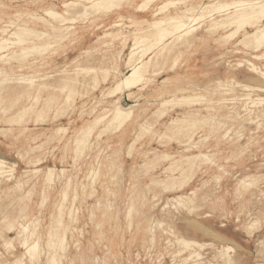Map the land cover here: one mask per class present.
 <instances>
[{
  "label": "rangeland",
  "instance_id": "1",
  "mask_svg": "<svg viewBox=\"0 0 264 264\" xmlns=\"http://www.w3.org/2000/svg\"><path fill=\"white\" fill-rule=\"evenodd\" d=\"M69 1L0 0V37L14 40L19 27L39 32L0 61V160L8 171L0 178V264H32L23 240L37 244L33 264L53 255L62 264H71L65 255L72 264H264V45L245 40L264 18L228 37L235 26L213 25L226 14L208 17L231 0H123L118 10L89 14L63 7ZM202 14L191 34L152 55L146 89L108 94L129 73L136 38L146 40L138 48L155 42L143 20ZM34 45L47 49L20 60ZM182 96L200 100L161 105ZM128 103L138 104L135 118L114 133L110 115ZM103 116L79 146L84 127ZM200 152L210 160L191 172L185 157ZM65 228L66 253L48 246Z\"/></svg>",
  "mask_w": 264,
  "mask_h": 264
},
{
  "label": "bare ground",
  "instance_id": "2",
  "mask_svg": "<svg viewBox=\"0 0 264 264\" xmlns=\"http://www.w3.org/2000/svg\"><path fill=\"white\" fill-rule=\"evenodd\" d=\"M85 1H92V4L85 5V4H83ZM122 1L123 0H74V1L64 2L63 7H65V8L77 7V9H79L77 12H79L80 14H89V12L93 9H102V8L107 12H112L114 10H118L119 8H121V2ZM152 1H154V0H144V5H149ZM170 4H174V3L173 2L166 3L165 6L161 7V9H164L165 7H167ZM213 6H215V7L210 12V14H209L210 16L208 18H213L215 16L214 13H217V14L225 13L226 14L225 16H227L226 18H223L219 21H214V24H213L214 26H220V27L221 26H223V27L235 26V30H233L229 35H227L228 37H234L235 35L240 33L248 25H250L252 27L257 26V24H259V22L264 18V0H231L230 2L222 3L219 5H213ZM204 8H206V7H204ZM46 13L51 18L58 19V21H60L61 23H66V22L72 21V19L64 17V15L60 14L59 12H57L55 10H48ZM206 17L207 16H205V14L198 15L196 17H188V16L178 15L176 17H171L168 20L157 19V20H154L152 22H149L147 20H143V22H146L149 25V28L144 30V32L156 30L157 34L155 35V42L153 41L150 45L143 46V48H141V47L138 48L139 44L141 43V45H142V43L146 42V40L142 41L139 38H136V44L134 45V47L131 51L129 60L127 62L128 66L130 68V71L127 75H124V77L116 83V85L110 90V92L108 94L111 96H115L117 94L129 92L132 95V94H137L136 90H134L135 87H137V89H139V90L140 89H146L148 86H146L147 83H145V82L149 81V79L146 78V72L148 70L150 61L153 57L152 55L154 53H157L156 51L158 48L162 47L161 49L163 50L165 47L169 46L172 43L171 39L175 38V40H181V39L185 38L186 36H188L189 34H191L196 29L194 24L196 22L202 20V19H205ZM123 18H124V16L121 15L120 19H123ZM222 20L223 21L225 20V21L221 22ZM120 24L121 23H117L116 25L119 26ZM0 32L5 34L6 30L0 28ZM34 35H39V32L33 31L32 29L27 28V27H19L17 32H15L11 35V37H14L13 38L14 40L5 39L4 37H0V61L9 60V59L6 60V58H8L9 55L3 54V53H5V51L11 49L15 45H17V46L25 45L27 42H29L31 40V37H33ZM109 35H111V33L106 34L105 37L109 36ZM250 38L253 39V44L255 45V48L257 50H259L260 47L264 45V27L258 26L253 33L247 32L245 34V40L250 39ZM46 49H47L46 46L39 47L37 45H34L33 47H29L26 49L22 48L21 52H20V60L27 58L32 53H38L39 51L44 52V51H46ZM262 55L264 56V54H262ZM262 55L257 56V58L262 57ZM250 66L252 67V69L254 71L259 72L258 69L254 65H250ZM78 71H79V69H78ZM85 73H86V71H85ZM260 75L264 77V72H260ZM23 80H24V82H22V83L28 82L31 85L34 82V80L29 79V78H26V79L23 78ZM253 81H257V80H252L251 82H253ZM3 83L4 82H2L0 84H3ZM251 84H253V83H251ZM263 84H264V82H263ZM236 87H238V86H236ZM241 87H242V85H241ZM260 87H262V86H260ZM244 88L248 89L249 87L245 86ZM250 88L252 89V87H250ZM250 88L248 90H251ZM254 89L255 88H253V90ZM257 89L261 92L264 91V90L262 91L259 88H257ZM253 90H251V91H253ZM157 97H159V98L163 97V91L162 90H161V92L158 93ZM244 99H246V98H244ZM199 100L200 99L197 97L182 96V97H176V98H172V99H163L161 102V105L163 107H165L166 105L173 104V103L179 104V103H185V102H196ZM248 100H250V99H248ZM260 103L261 102H259V104ZM137 108H138V104H129V103L127 105L122 104V105L117 106L114 113L112 115H110L111 118H110V120H108L107 128L112 129L114 133L121 130V128H123L124 125L130 124L134 120L135 115H136L134 113V110L137 111ZM246 108H247V106H246ZM247 112H248V110H247ZM133 113H134V115H133ZM165 113H166V110L160 111L159 117L161 118L162 116L165 115ZM107 117L108 116L97 117L94 120L90 121V124L87 127H84L83 135L81 137H79L78 139L76 138L77 144L79 146L86 144V142L93 136L95 128H97L99 124H101L103 121H105L107 119ZM195 124L196 123H193V125H195ZM141 126L145 131H148V128L145 125V123L142 124ZM124 139L125 138L123 137L121 142H123ZM169 157H170L169 155H164L163 159H168ZM185 160L188 164L189 170L191 172H194L193 171L194 167L197 164L200 165L202 162H204L206 160H210V156L207 154H204L203 152H200L199 154H192L190 156H186ZM6 168H7L6 163L4 161L0 160V178H2V176H4L5 173H8V171H6ZM193 177H194V173H192L191 176H186L183 183L184 184L189 183ZM242 182H244V181H242ZM179 198H182V197H179ZM191 222L192 221H190V224H191ZM195 227H197V226H195ZM200 227L202 228V226H200ZM23 229L26 231L25 227H23ZM66 231H67V229L65 228L63 235L58 238L57 243L55 241H51L48 243V246L50 248H58L59 247L60 249H62V251L64 253H66L67 252L66 251L67 250L66 233H65ZM199 231H202V230H199ZM206 231H208V230L206 229ZM56 232L58 233V231H56ZM215 240H217V239H215ZM226 241H228V240H226ZM178 242L182 245L187 246V247L191 246L193 244V243L188 242L187 240H184V239H178ZM6 244L5 245L7 247L11 246L12 249L14 248L10 242H8ZM21 245L23 247H26L27 252L25 251V253L30 255L31 263L33 264V261H35L38 258L37 253H36L37 252V250H36L37 244L34 243L35 246L34 247L32 246V248H29L28 247V241L23 240V241H21ZM236 248H237V246H236ZM198 256L199 255L194 256L193 254H191L190 257L193 258V257H198ZM64 258H66L67 260H70V263L72 264V261H71L72 259H69V256L65 255ZM49 262H50V264H62L56 258V255H53L52 257H50ZM16 263L17 264H23L20 261H16Z\"/></svg>",
  "mask_w": 264,
  "mask_h": 264
}]
</instances>
